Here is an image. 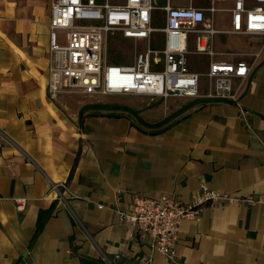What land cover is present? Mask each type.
Returning a JSON list of instances; mask_svg holds the SVG:
<instances>
[{
  "label": "crops",
  "instance_id": "0c3cea01",
  "mask_svg": "<svg viewBox=\"0 0 264 264\" xmlns=\"http://www.w3.org/2000/svg\"><path fill=\"white\" fill-rule=\"evenodd\" d=\"M46 4L0 0V264H165L118 211L203 187L239 202L183 221L177 264H264V36L221 59L236 100L50 98Z\"/></svg>",
  "mask_w": 264,
  "mask_h": 264
},
{
  "label": "built area",
  "instance_id": "2783aa9c",
  "mask_svg": "<svg viewBox=\"0 0 264 264\" xmlns=\"http://www.w3.org/2000/svg\"><path fill=\"white\" fill-rule=\"evenodd\" d=\"M161 0H49L47 55L50 98L63 92L85 96H143L168 99L236 100L234 79H246L250 68L243 61L217 58L216 36H264V0H209L186 8L163 0L162 27H154ZM230 3L229 29L218 30L216 3ZM64 32L60 43L55 32ZM117 36L131 44L133 63L121 65L106 59L108 41ZM155 36H158L155 38ZM153 45L158 49H154ZM202 62L204 72L191 68L190 58ZM203 62H206L203 64ZM205 78L208 86L202 81ZM239 199L202 188L201 195L182 204L170 196H132L128 212L118 211L121 224L131 228L130 238L150 239L153 251L165 264H177L176 247L183 221H198L206 205ZM249 202L251 198L248 199ZM21 209V207H19Z\"/></svg>",
  "mask_w": 264,
  "mask_h": 264
},
{
  "label": "rangeland",
  "instance_id": "374dc122",
  "mask_svg": "<svg viewBox=\"0 0 264 264\" xmlns=\"http://www.w3.org/2000/svg\"><path fill=\"white\" fill-rule=\"evenodd\" d=\"M42 5H44V10L47 8V0H41ZM192 2L195 6L200 5L202 3H206L207 6L209 4V0H170L172 7H180V8H186L188 4ZM158 10L155 12V22L154 27L156 29H160L162 27V9L163 6V0L157 3ZM231 7L230 3H216L214 5V8L218 10V12L214 15V22L216 29L218 30H228L229 29V15L226 14L224 11L221 10H227ZM58 40L60 43H63V37L64 32L62 31H56L55 32ZM158 36H155L157 38ZM255 36H236V35H229V34H223L218 35L215 37L213 42V48L214 51L218 54V59H226L228 58L231 51L237 50L238 48L245 47L244 38L246 40H249ZM154 49H158L156 46L153 45ZM135 53L133 52V49H131V44L127 43H120V40L117 36H112L110 40L108 41V47L106 50V59L109 61H112V63L121 64V65H130L132 64L134 60ZM197 57L190 58V64L191 68L199 71L204 72V65L202 62H197ZM206 62H203V64ZM202 81L204 82L205 89L208 86V83L205 78H202ZM133 97V96H132ZM135 97V96H134ZM109 101H111L110 98H108ZM117 103V102H116ZM119 107H130V106H138L140 103H135L134 101H120L117 106Z\"/></svg>",
  "mask_w": 264,
  "mask_h": 264
},
{
  "label": "trees",
  "instance_id": "16d2710c",
  "mask_svg": "<svg viewBox=\"0 0 264 264\" xmlns=\"http://www.w3.org/2000/svg\"><path fill=\"white\" fill-rule=\"evenodd\" d=\"M164 123H165V122H161V123L157 124L156 127H159V126H161V125L164 124Z\"/></svg>",
  "mask_w": 264,
  "mask_h": 264
}]
</instances>
